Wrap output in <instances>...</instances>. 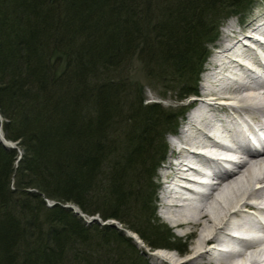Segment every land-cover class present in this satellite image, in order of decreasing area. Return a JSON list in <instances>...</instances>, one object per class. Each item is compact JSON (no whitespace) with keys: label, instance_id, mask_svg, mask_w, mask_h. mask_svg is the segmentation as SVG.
Instances as JSON below:
<instances>
[{"label":"trees","instance_id":"1","mask_svg":"<svg viewBox=\"0 0 264 264\" xmlns=\"http://www.w3.org/2000/svg\"><path fill=\"white\" fill-rule=\"evenodd\" d=\"M253 1L0 0V130L15 142L0 141V264H149L65 203L184 251L156 180L185 110L147 101L131 63L178 101L197 95L223 20Z\"/></svg>","mask_w":264,"mask_h":264},{"label":"bare ground","instance_id":"2","mask_svg":"<svg viewBox=\"0 0 264 264\" xmlns=\"http://www.w3.org/2000/svg\"><path fill=\"white\" fill-rule=\"evenodd\" d=\"M259 24L264 25V6L247 21H231L222 28L219 47L207 68L213 71L207 74L209 84L204 91L200 86L194 115L185 120L171 142L174 152L163 174V181L169 182L163 188V201L166 197L169 205L164 206L170 214L163 218L194 238L183 251L188 257L180 261L169 250L154 252L161 264L198 260L205 264H264V238L252 236L258 237L262 233H256L264 230V136L255 134V129L264 130V82L259 75H250L264 71L251 49L264 51V32L256 31L262 26ZM255 31L259 41L251 38ZM242 40L255 41L234 50ZM177 142L186 147H175ZM224 164L232 169H225ZM189 173H205L208 180ZM199 180L210 182L203 188L206 193L193 199L182 196L181 190H190V184ZM238 232L243 236L232 235ZM235 244L242 249L233 250Z\"/></svg>","mask_w":264,"mask_h":264},{"label":"rangeland","instance_id":"3","mask_svg":"<svg viewBox=\"0 0 264 264\" xmlns=\"http://www.w3.org/2000/svg\"><path fill=\"white\" fill-rule=\"evenodd\" d=\"M263 6H264V0H254L249 5V7L246 9L245 12L242 11L240 13H234L235 15L233 14L230 17H228V18L223 20V22L221 24V27L219 28V31H218L217 39H215V41L210 45V48H209L210 52H209V55H208L205 63L202 66V70H207V68L209 66V63H210L211 59L213 58L212 55L215 53L216 49L219 47V43H220V40H221L220 38H221V34H222V28L225 25H227L229 22H231V21L240 22V23H243V22L247 21L249 19L250 15L253 12H255L258 8H261ZM142 68L143 67L140 65V63L138 61L134 60L131 63V67H130V78H131L132 81H135L137 86L143 88V94H144V97L146 98L147 101H161V103H162V105L164 107H168V109H170V108L174 109V110H172L174 112L178 110L177 107L179 105L183 104L182 108H184V110H185L184 118L179 121V125L177 127L176 132L173 133V134H167L165 136V141H166V144H167V151H166V154H165L164 161L162 162V164L157 169V180H156V183H157L158 187H157V211H156V213H157V216L160 218V220L168 225V227L171 229V232L175 236L180 237L182 239V242L184 241L185 248L188 249L191 246L190 241L194 237L192 235L182 234L183 230L174 228L173 226H171V224L167 220L164 219L165 217L163 218V215L167 216V215L170 214L168 212L167 208L165 206H163V203H162V199H163V183H164L163 179L165 180V178H163V174H164V172L166 173L168 171L167 165H168L169 161L171 160V154L174 152V150H173L174 147L172 146L171 142H173L172 141L173 139L176 140V134H177V132H179V130L181 129V126L183 125V123L185 122V120L187 118V111L191 107H193V106L195 107L197 99H195V98H193V96H191V97L186 98L183 101H178V100H176V91L165 92L164 89L163 90L161 89L162 88L161 86L158 89H154V86H152L150 84V81L145 76L144 70ZM203 77H204V74H203ZM202 81H203V78H202V75L200 73L199 74V81L197 83V89H198V94H197L198 96L197 97H199V95H201V92H202V90L200 88L201 84H203ZM158 91H159V93L162 96H164L163 99H161L160 96L158 95ZM1 133L3 134L2 131H1ZM12 143L15 144V142H12ZM174 145H175V147L181 146L179 142H177ZM189 176H191V175H189ZM177 182H179V181H177ZM190 185L195 186V187H199L197 184H194V183H192ZM187 189H189V187ZM181 194H182V196L191 194L192 196H195L194 198H197L196 194L193 193L192 190H186V191L185 190L184 191L181 190ZM46 203L47 204L48 203L52 204V201L46 199ZM64 205L67 206V205H73V204L65 203ZM75 208H77V207L74 206L73 209H75ZM78 211L80 212L79 209H78ZM79 214L80 215L82 214L83 215L82 217H84L87 222H89L90 221L89 220L90 217H92V216H87L86 214L81 213V212ZM94 216H96V219H93V220L112 225V226L116 227L117 229L121 230L126 236H128L131 239V241L133 242V244L136 246V249L138 250V253L141 254L142 257L144 259H146L149 264H161L160 260L157 259V256H156V254L154 252H158L159 250L162 251V249H159L157 251V250H154V249H151V248L147 247L146 244H144L140 240V238H138L136 233H134V232H132V231H130L128 229H125L123 227V225H121V223L118 220L109 219V220H106V221H101L99 216H97V215H94ZM230 220L232 221L233 219L230 218ZM186 230H191V229L188 228ZM218 246H219V244H218ZM169 251L172 252L170 254L174 255L176 257V260H178V261H180L181 259H185L189 255V253L188 252L186 253V251H185V254H180V252L177 251L176 249H172V250H169ZM162 254H165V253H162ZM168 254H169V252H167L165 255H168ZM180 264H205V262H204V260H200V261L198 260L197 262H192V263L182 261V262H180Z\"/></svg>","mask_w":264,"mask_h":264},{"label":"water","instance_id":"4","mask_svg":"<svg viewBox=\"0 0 264 264\" xmlns=\"http://www.w3.org/2000/svg\"><path fill=\"white\" fill-rule=\"evenodd\" d=\"M260 22H262V21H260ZM259 25H262V24H259ZM264 26V25H263ZM256 31H258V29H256ZM256 31L255 32H252V34H255L256 33ZM260 32V31H259ZM264 32V31H263ZM248 41H251V40H248ZM0 141L5 145V146H8V147H15V144L14 143H12L11 141H8V140H6L5 138H4V136H3V134L1 133V130H0ZM54 202L52 201V204H53ZM48 205H51V203H48ZM67 207H73L74 208V206L73 205H67ZM74 210V212L75 213H80L79 211H78V209L77 208H75V209H73ZM81 216H83L82 214H81ZM93 219H96V216H92V217H90V221H92ZM89 221V222H90Z\"/></svg>","mask_w":264,"mask_h":264}]
</instances>
